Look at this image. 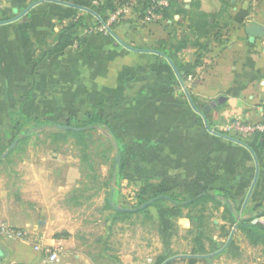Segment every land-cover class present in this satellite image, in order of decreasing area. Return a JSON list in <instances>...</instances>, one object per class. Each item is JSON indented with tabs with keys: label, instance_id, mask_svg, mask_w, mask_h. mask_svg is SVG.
Segmentation results:
<instances>
[{
	"label": "crops",
	"instance_id": "0c3cea01",
	"mask_svg": "<svg viewBox=\"0 0 264 264\" xmlns=\"http://www.w3.org/2000/svg\"><path fill=\"white\" fill-rule=\"evenodd\" d=\"M178 1L185 2L184 8L195 9L191 0ZM229 1L233 18L226 25V5L219 0H198L199 10L216 14L210 20L214 30L200 38L208 44L206 51L191 45L195 35L187 28V18L179 21L180 16L174 14L172 19L148 24L127 11L113 29L121 42L111 33L79 31L78 48L52 52L56 34L74 14L86 11L52 0H3L0 133L15 129L12 119L16 116L58 120V132L65 129L61 123L73 118L101 116L118 141L106 126L92 131L103 129L116 152L123 150L120 185L134 183L137 188L147 185L152 194L159 191L165 200L153 206L161 211V216L152 215L155 228L168 209L170 234L178 228L194 235L189 243L193 254L184 257L197 258L201 264H261L244 257L254 246L238 245L237 230L224 208L228 204L238 216H253L264 207V137L242 139L210 130L220 129L235 117L252 122L264 119V39L251 41L246 33L252 23L264 26V0ZM30 5L27 13L12 20ZM201 52V63L194 66ZM170 61L183 73L182 81ZM218 98L221 102L206 111L205 105ZM9 148L0 157V224L30 228L29 204L44 195L41 173L46 159H24L21 171L15 166L11 170L12 145ZM57 160L59 172L69 160ZM112 166L107 176H85L81 185L65 172L58 176V198H64L57 211L58 233L40 238L42 244L58 250L57 263H48L31 240L0 229V264H143L142 222L132 223L131 236L127 233L131 224L125 221L133 214L118 216L107 205L114 188L115 197L119 194L110 185ZM205 192L213 193L219 204L209 200L179 206L170 200ZM88 202L90 213L85 212ZM188 213L207 217L197 227ZM259 221L264 225V216Z\"/></svg>",
	"mask_w": 264,
	"mask_h": 264
},
{
	"label": "rangeland",
	"instance_id": "374dc122",
	"mask_svg": "<svg viewBox=\"0 0 264 264\" xmlns=\"http://www.w3.org/2000/svg\"><path fill=\"white\" fill-rule=\"evenodd\" d=\"M147 4L148 3H146L145 0H124V5H122L121 8L128 6L129 9H127V11H133L138 18L143 20ZM232 6L233 3L228 0L225 7L226 25L229 23L230 19L233 18L230 14L232 12ZM125 16V14H122V18L119 22L115 23V26L123 21ZM149 22L150 21H148V24ZM143 24L145 25V23ZM15 119L24 124L20 132H15L14 129L8 133H0V145L5 148V150H1L0 147V157L3 152L9 150V146L12 145L13 151L9 156L11 159V162L8 165L9 169L12 170L15 166L20 169L19 171H21L22 165L19 166V164H21V161L24 159H46V167H44V171L41 173L44 195L40 194V197L36 196L31 199V203L29 204L32 211L30 212L31 226L30 228H25L31 231L32 234H35V239L34 236L30 238L31 243L34 246V244L40 242V238L54 237V235L58 233L57 211L59 205H61L64 201V198H58V176H60L62 172H65V175L71 176V179H73V181H78L80 185L87 180L85 176L87 177L92 174L98 175V173L100 175L105 174L107 176L110 167L115 161L114 158H116L117 152L112 140L108 138L103 129L95 131L91 130L87 132V134L90 135L87 140L89 144V149L87 151L89 158L87 159L88 161L83 162L82 160L81 163L80 160L83 159V151L80 149L81 146L73 144V142H75L74 138L69 137L66 140L67 143L58 144V142H52L51 134L58 132V120H56L54 125H35L32 121H26V117L16 116ZM80 120H82V118L71 119L73 123ZM7 125L8 126L6 127H9L11 123H8ZM23 136L26 138L25 142L20 140ZM14 148L16 149L14 150ZM58 158L69 160V162H64L67 164L64 168H60L59 172ZM112 181L113 185L119 192L118 196L115 198V206L117 207L134 208L141 202L139 194L142 193V191L145 192V197H147V195L151 192V188L147 185L145 186L146 188H143L142 186L137 188V186L133 185L134 183H127L125 184L126 186H124L120 185V182H114V179L111 180V183ZM86 206V209L88 210L85 212L90 213L91 202H88ZM164 209L166 208H161L162 211ZM111 212L113 213L112 210ZM160 213V210L157 211L153 208V206H148L141 213H133L130 218H126L125 222L131 224L130 228L127 229V233H130L131 236L134 235V224L132 223H136L138 225L139 222H142L143 264H159L163 254L167 250L166 244L169 248V250H167L170 255L169 257H173V264H201L197 258L187 259L184 257L186 256L185 254H193L190 250L189 243L194 235L191 233V235L187 234L185 231L183 232L182 230H178V228L175 229L174 235L172 234L173 232L170 234V231L167 229V226L169 225L168 218L160 219L162 224L160 223L159 228H155V221L152 219V215L155 217H157V215L161 216ZM120 231H123V233L125 232L124 230ZM138 232L139 230L137 228V233ZM213 233H216V230L213 231ZM234 234L235 241H237L238 245H250L244 234L239 231L234 232ZM169 244H174V246L170 248ZM211 250L212 249H210V252H212ZM246 253L247 254L244 257L253 258L258 260L261 264H264V254L262 253L260 247H253Z\"/></svg>",
	"mask_w": 264,
	"mask_h": 264
},
{
	"label": "trees",
	"instance_id": "16d2710c",
	"mask_svg": "<svg viewBox=\"0 0 264 264\" xmlns=\"http://www.w3.org/2000/svg\"><path fill=\"white\" fill-rule=\"evenodd\" d=\"M66 2L75 3L78 5L85 6L86 8L94 11L97 16L94 14L86 11L83 14H74L68 24H66L55 36V44L52 49V52H61L65 50L66 48L72 46L76 41L80 43V37L77 34L79 31H84L88 25H99L101 22L106 21L109 14L112 12H115L119 7L124 5V0H62ZM94 1H97V3H94ZM222 2V5H226L228 0H219ZM147 4V7L150 5L151 0H145ZM191 6L194 5L195 9L190 8H184L185 2H179L178 0H169V4L166 7H163L162 12V19H172L174 14H178L180 16L179 21L183 19H188V27L191 32L195 35V39L191 42V45L193 46H199L201 50L206 51L207 50V43L201 42L200 38H206L212 30H214L215 23L210 22L211 19H214L216 14L212 13H206L204 11L199 10V2L198 0H191L190 1ZM74 10H78V8L72 7ZM223 10V6H222ZM91 15L92 19L90 20L87 18V15ZM1 17V16H0ZM115 27V24L111 26V30L113 31ZM100 34V33H97ZM104 34V33H103ZM51 52V53H52ZM203 56V53H198L196 56V60L194 62V66H197L201 63V57ZM187 74V73H185ZM26 121H32L35 125H46V124H55L56 121H44L37 117H29ZM12 123L15 128V132H20L24 126L22 122L16 119H12ZM63 126L68 125L75 128H80V130L77 129H63L60 132L52 133L51 138L52 142H66V140L69 137H72L75 139V144L81 146V150L83 151V162L88 161L89 155L87 153L89 149V144L87 142L89 138V134H87L88 131L93 130L97 126H106L109 130L111 135L114 137L116 141H118V138L115 136L106 119H103L101 116L97 114H88L86 117L82 118V120L77 121L76 123H73L71 120H68L64 123H61ZM58 125V124H57ZM22 142L26 141L25 136L20 138ZM10 147V146H9ZM8 148V147H7ZM1 150H5L4 147L1 148ZM11 152V150H10ZM117 155L119 156V161L112 166V170L110 173V179H114V182L119 183L121 171L123 169V150L118 149ZM92 167V165L90 164ZM115 183V184H116ZM111 187L114 188L113 181L110 184ZM144 191L139 194L141 202L136 205L134 208H131V210L123 211V210H115V188L113 193L111 194V203H107L109 207L114 209L115 214L118 216H127L131 215L133 213H141L144 209H146L148 206H157L159 201L165 200V198L159 197V191L149 193L147 197L144 195ZM168 199V198H167ZM173 202H176L179 206L185 205V206H196L199 203H206L209 200H212L216 205L219 204V202L216 199V196L213 193L205 192L202 194L192 195L188 199L184 200H178L176 198H170ZM149 202V204L139 209V207ZM124 208V207H122ZM225 211L229 214V222L231 225L234 224L236 230L240 231V233L244 234L246 237L248 243L254 247H260L262 253L264 254V225L259 221L260 217L264 216V207L260 208L259 211L253 216H238L237 213L232 211V209L229 207V205H225ZM240 208L237 207V212ZM169 216V210L166 209V212L163 215V219L167 218ZM176 216H179V214H176ZM187 217L190 219L191 223L194 224L197 227H201L205 220L206 215L204 214H191L188 213ZM199 235H203L201 231H197ZM204 232V231H203ZM205 234V233H204ZM166 248H168L166 244ZM199 250V249H198ZM201 254H204L206 251L205 249H200ZM169 252L166 250V252L163 254V257L161 258V262L159 264H173V260H168Z\"/></svg>",
	"mask_w": 264,
	"mask_h": 264
},
{
	"label": "built area",
	"instance_id": "2783aa9c",
	"mask_svg": "<svg viewBox=\"0 0 264 264\" xmlns=\"http://www.w3.org/2000/svg\"><path fill=\"white\" fill-rule=\"evenodd\" d=\"M94 3H97L94 1ZM169 0H151L150 5L145 10L144 21H157L163 18L162 16V8L168 6ZM3 0H0V16L3 12ZM129 9L128 6L124 8L119 7L115 12L109 14L106 21L101 22L99 25H88L84 30L85 33L95 34L100 33L106 35L110 33L111 26L120 21L122 18V14H125ZM264 39V36L262 37ZM73 49L78 48L77 41L71 46ZM213 133L221 132L225 134H229L232 136H237L242 139H246L253 135L263 136L264 137V119L261 122H252L241 117H235L231 120L226 121L220 129L210 130ZM0 229L2 232L21 239L30 240L32 236L31 231L25 228H16L6 224H0ZM31 234V235H30ZM36 236H34V239ZM37 240V239H36ZM34 249L44 255L46 261L48 263L58 262L60 257L58 250L53 247L42 244L41 242H37L34 244Z\"/></svg>",
	"mask_w": 264,
	"mask_h": 264
},
{
	"label": "water",
	"instance_id": "95a60500",
	"mask_svg": "<svg viewBox=\"0 0 264 264\" xmlns=\"http://www.w3.org/2000/svg\"><path fill=\"white\" fill-rule=\"evenodd\" d=\"M50 1H51V0H50ZM52 1L58 2V3L63 4V5H67V6H70V7L78 8V9H81V10H84V11H88V12L94 14L95 16H97L96 13H95L94 11H92V10L86 8L85 6L78 5V4L71 3V2L62 1V0H52ZM38 2H39V1H38ZM31 6H33V5H30L29 7H27V8H26V9H25L20 15H18L17 17H15V18L12 19V20L18 19L19 17H21L22 15H24L25 13H27L28 10L31 8ZM110 33H111V34H112V35H113L118 41H120L119 38L115 35V33H114L112 30H110ZM246 33H247V35L249 36V38H250L251 41H253V40H255V39H259V38H261V37L264 36V26H261V25H257V24H255V23H252V24H250V25H247V27H246ZM120 42H121V41H120ZM126 47H128L129 49H134V50L143 51V52H145V51H148V52H155V50H151V49H142V48L138 49V48L129 47L128 45H126ZM156 53H157V54H160V55H164V54H162V52H160V51H156L155 54H156ZM170 63H171V65H172V67L174 68V71H175L177 77L179 78L180 81H182L181 78H182L183 73H180V72L175 68V66L173 65V63H172L171 61H170ZM221 100H222L221 98H218L216 101H212L209 105H208V104L205 105V110H206V111H210L211 107L216 106L215 104L221 102ZM60 127H63V128H65V129H77V130H80V128H75V127L68 126V125H64V126H63V125H60ZM6 153H7V152H5L3 156H5ZM256 176H257V175H256ZM256 176H255V178H256ZM255 178H254V180H255ZM148 204H149V202H146V203L142 204V205L139 207V209H142V208L146 207ZM117 210L128 211V210H131V209H130V208H120V207H118ZM211 255H213V254H207V255H204V256H211ZM171 259H173V257H170L169 259H167V261H168V260H171Z\"/></svg>",
	"mask_w": 264,
	"mask_h": 264
}]
</instances>
